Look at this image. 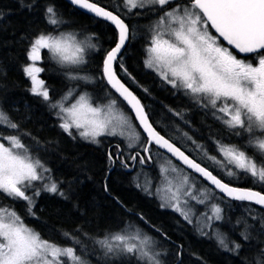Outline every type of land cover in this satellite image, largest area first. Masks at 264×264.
<instances>
[{
  "label": "snow or ice",
  "instance_id": "snow-or-ice-1",
  "mask_svg": "<svg viewBox=\"0 0 264 264\" xmlns=\"http://www.w3.org/2000/svg\"><path fill=\"white\" fill-rule=\"evenodd\" d=\"M17 3L21 10L42 14L45 27L22 36L28 41L22 72L30 81L27 90L54 111L59 129L73 140L93 145H100L103 137H120L127 140V148L141 147L143 155L136 151L135 155L124 157L120 144L116 145L115 154L107 153L108 161L115 163L120 159L121 166L126 169L130 167L128 159L134 163L138 160L141 165L151 161L152 146H156L198 173L213 186L200 189L199 196L194 194L195 177L172 165L171 160L167 161L168 166L160 167L163 183L157 185L155 192L151 190V178L143 184L135 178L137 188L157 195L161 208H171L190 224L194 213L189 200L206 204L216 198L218 190L229 200L248 202L246 214L236 222L242 225L239 237L243 243L230 240L227 234L214 227L215 221L224 219L223 209L217 203L211 204L210 215L202 214V224L201 219L196 223L200 234L214 238L218 248L225 252L238 256L246 244L248 252L241 264H264V192L224 182L161 135L141 100L122 82L117 72L118 66L123 75L138 84L123 60L122 50L130 39V28L122 13L137 16L152 13L154 20L148 26L144 44V67L155 73L163 84L183 92L232 136L246 140L241 145L216 140V150L223 159L207 158L226 176L238 178L243 174L251 178L253 185L264 188V0H118L115 10L106 9L94 0H70L79 9L110 22L116 30L114 47L106 51L97 66L98 77L81 74L89 50H95L97 45L90 37L80 39L77 33L62 30L68 22L63 13L58 12L55 0H17ZM3 18L4 13L0 11V21ZM44 51L69 82L77 85L80 82L91 84L97 79L104 82V97L70 87L59 99H54L45 81L39 78L45 69L37 62L43 59ZM143 91L147 93L148 89L143 88ZM119 100L126 102L134 113L146 139H142L133 118L119 106ZM174 115L183 118L182 112H174ZM0 125L12 129L20 127L2 106ZM247 149H252L253 155H249ZM62 184L63 181L51 177V170L30 153L20 136L0 135V197L25 202L27 214L36 216V198L42 193L71 199V184L67 190ZM104 191L109 192L106 182ZM116 200L122 204L118 198ZM139 218L145 220L142 213ZM155 230L161 232L159 228ZM62 235L80 245L81 253H88L87 245L79 237L69 232ZM83 235L92 240L91 254H98L97 264H164L156 241L131 224L106 233L102 238H91L88 233ZM182 247L178 246L175 253L178 264H182L179 261ZM0 264L91 262L77 254L75 247L43 238L25 224L14 207L0 206Z\"/></svg>",
  "mask_w": 264,
  "mask_h": 264
},
{
  "label": "trees",
  "instance_id": "trees-1",
  "mask_svg": "<svg viewBox=\"0 0 264 264\" xmlns=\"http://www.w3.org/2000/svg\"><path fill=\"white\" fill-rule=\"evenodd\" d=\"M94 2L115 10L118 0H94ZM55 3L58 12L63 13V18L68 22L62 30L73 31L85 38L90 37L92 43L97 45L95 50H89L86 56L87 64L83 66L81 74L98 77L97 66L102 62L106 51L115 44V28L107 21L81 11L65 0H55ZM0 11L4 13V18L0 21V106L20 126L19 129H12L0 125V133L20 136L30 153L34 157H39L51 170V177L63 181L64 190L68 189L69 184L72 188L69 200L56 199L54 195L46 197L42 193L36 198V216L21 213L17 201L3 197H0V206L14 207L20 212L28 227L35 229L45 239L62 246L75 247L78 254L84 255L91 264H97L98 259L94 256L98 254L90 253V249L93 248L92 240L84 237L83 233H88L91 238H102L104 234L119 231L129 224L156 241L157 251L163 253L161 259L164 264H178L175 253L181 245L183 247L179 261H182V264H241L242 258L248 252L247 245L245 244L238 256L225 252L218 248L214 238L200 234L196 218L201 212L210 215L211 204H219L223 209L224 219L215 221L214 227L227 234L230 240L240 241L239 231L242 230V225H237L236 222L246 214L249 203L229 200L216 190V198L208 200L205 208L199 206L193 214L191 224L171 208H161V200L157 195H149L135 186V178L138 177L142 184L151 178V190L155 191L154 185L161 178L159 171L161 155L168 156L156 146H152V160L144 165L138 160L134 163L128 159L126 162L130 167L126 169L121 166L120 159H117L108 172L112 162L108 161L107 153L112 151L115 154L117 144H120L124 157L129 154L135 155L136 151H141L143 155L142 148H127L125 139L120 137H103L100 138L102 141L100 145H93L80 139L73 140L64 134L57 126L59 121L54 111L42 102L41 98L33 96L27 90L30 81L22 72V66L26 62L24 49L28 43L27 39H22V36L45 27L42 14L21 10L17 0H0ZM150 14L145 12L137 16L122 13V18L130 28V39L122 52L123 60L138 84L123 75L117 66L122 81L139 97L149 114L150 121L161 134L223 181L264 192V188L253 185L251 178L244 175L241 179L226 177L207 158V156H216L218 159L217 151L213 146L216 140L224 144L237 145L244 144L246 140L232 136L183 92L163 84L155 73L144 67L146 33L144 35L141 33L139 25L141 21L148 20ZM42 57L40 67L45 70L40 73V77L45 81L54 99H59L70 87H76L78 92L87 91L94 96L104 97V82L99 79L91 84L80 82L77 85L69 82L61 74L55 61L48 58L46 51L42 52ZM140 86L147 88L148 92H144ZM118 103L133 118L134 125L142 133V139H146L126 104L122 100ZM174 112H182L183 118L174 115ZM175 127L180 128L181 131L175 130ZM23 133H31V135L27 136ZM197 145L202 147L198 148ZM247 151L249 155L253 154L252 149ZM172 160L198 180L197 190L202 189V186L212 188L200 176ZM105 182L109 192L104 191ZM116 198L122 204L117 203ZM251 207L258 210L260 208L257 205ZM141 213L145 220L139 218ZM156 228L161 229L168 238L165 239L161 232L155 230ZM63 232L74 234L84 241L88 253H81L80 245L64 238Z\"/></svg>",
  "mask_w": 264,
  "mask_h": 264
},
{
  "label": "rangeland",
  "instance_id": "rangeland-1",
  "mask_svg": "<svg viewBox=\"0 0 264 264\" xmlns=\"http://www.w3.org/2000/svg\"><path fill=\"white\" fill-rule=\"evenodd\" d=\"M149 19L148 20H144V21H141L140 22V25H139V29H140V31H141V33L144 35L145 33H147V29H148V26L153 22V20H154V16H153V14L151 13L149 16ZM78 38H80V39H85V37L84 36H81V35H78ZM87 59V58H86ZM40 62L41 61H39V62H37L38 63V66L40 67ZM39 78L41 79V77H40V74H39ZM87 92V91H86ZM88 93H90V92H88ZM97 96V95H96ZM98 97H101V96H98ZM188 97V96H187ZM189 98V97H188ZM123 109V108H122ZM124 110V109H123ZM129 116H130V114L126 111V110H124ZM4 126V125H3ZM175 130H179V131H181L180 130V128H178V127H175L174 128ZM0 135H4V136H8V134H1L0 133ZM125 143H127V140L125 139ZM4 143H7V141H3ZM214 148H215V151H217L216 150V144L214 143ZM199 154H204V153H202V152H198ZM217 153V155H218V159H223V157L222 156H220V154L218 153V152H216ZM161 157H162V162H161V166L162 165H164V166H168L167 165V161L168 160H171V162H172V165H174V166H176V167H178V168H181V167H179L176 163H174L173 162V160L171 159V158H169L168 156H166V155H161ZM203 157H205L204 155H203ZM210 161V163H212L213 164V162L211 161V160H209ZM160 166V167H161ZM181 169H183V168H181ZM184 170V169H183ZM219 171L223 174V175H225L224 174V172L223 171H221V169L219 168ZM184 172L185 173H187V174H189L188 172H186L185 170H184ZM143 176V175H142ZM191 176V175H190ZM226 176V175H225ZM140 177V176H139ZM191 177H193V176H191ZM226 177H228V176H226ZM241 177H244L243 176V174L242 175H239V177L237 178V177H231V178H235V179H241ZM196 179V178H195ZM163 183V180H162V178H160L159 179V182H156V184L154 185L155 187V190H156V187H157V185L158 184H162ZM198 184V180L196 179V185ZM202 189H204L205 188V186H202L201 187ZM199 191L200 190H197V187L194 189V194H196L197 196H199ZM260 191V190H259ZM155 192V191H154ZM18 203V208L19 209H21V213H24V214H26V215H28L27 214V212H26V205H25V202H23V201H17ZM189 206L190 207H192V209H193V213H195L197 210H198V208H199V206H201L202 208H205L206 207V204H198L195 200H189ZM17 211V210H16ZM18 213H19V215L21 216V214H20V212L19 211H17ZM210 212V211H209ZM205 212H201V214H199V216L196 218V220L197 219H201V223H203V220H202V214H204ZM210 214H211V212H210ZM23 216V215H22ZM154 240V239H153ZM157 244V243H156ZM90 253H92V249H90ZM77 254H78V252H77ZM94 257H96L97 259H98V255H95Z\"/></svg>",
  "mask_w": 264,
  "mask_h": 264
},
{
  "label": "water",
  "instance_id": "water-1",
  "mask_svg": "<svg viewBox=\"0 0 264 264\" xmlns=\"http://www.w3.org/2000/svg\"><path fill=\"white\" fill-rule=\"evenodd\" d=\"M66 2H68L70 5H72L71 3H70V0H65ZM99 5V4H98ZM73 7H75V8H77V9H79L77 6H74V5H72ZM100 6H102V5H100ZM103 7V6H102ZM107 9V8H106ZM79 10H81V11H84V12H86V13H88L86 10H83V9H79ZM88 14H91V13H88ZM91 15H93V14H91ZM94 16V15H93ZM98 18V17H97ZM100 19H102V18H100ZM103 20V19H102ZM108 22V21H107ZM108 23H110V22H108ZM111 24V23H110ZM113 26V25H112ZM114 27V26H113ZM115 45V44H114ZM114 47V46H113ZM111 49V48H110ZM109 49V50H110ZM124 50V49H123ZM123 50H122V52H123ZM123 82V81H122ZM127 86V85H126ZM130 88V87H129ZM131 90V89H130ZM132 91V90H131ZM135 94V93H134ZM136 95V94H135ZM137 96V95H136ZM138 97V96H137ZM139 98V97H138ZM125 104H126V102H124ZM142 103V102H141ZM126 106H127V104H126ZM128 107V106H127ZM129 108V107H128ZM129 110H130V112L132 113V111H131V109L129 108ZM132 115H133V117H134V113H132ZM137 123V125H138V122H136ZM142 132H143V130L142 129H140ZM157 130V129H156ZM158 131V130H157ZM159 132V131H158ZM161 134V133H160ZM161 135H163V134H161ZM164 136V135H163ZM167 138V137H166ZM168 139V138H167ZM171 141V140H170ZM172 142V141H171ZM175 144V143H174ZM177 146V145H176ZM177 147H179V146H177ZM160 150H162L164 153H166L168 156H170L172 159H174L175 161H177L179 164H181L182 166H184L185 168H186V166L185 165H183L179 160H177L175 157H172L171 156V154L170 153H167L166 152V150H164V149H160ZM182 150V149H181ZM182 151H184V150H182ZM185 152V151H184ZM185 154L186 155H188L186 152H185ZM190 156V155H189ZM190 158H192L191 156H190ZM195 160V159H194ZM197 162V161H196ZM199 163V162H198ZM202 165V164H201ZM203 166V165H202ZM112 167H113V164H112V166L109 168V170H108V172L112 169ZM188 169V168H187ZM188 170H190V171H192L191 169H188ZM193 172V171H192ZM193 173H195V172H193ZM195 174H197L198 176H199V174L198 173H195ZM214 174V173H213ZM215 175V174H214ZM217 176V175H216ZM202 179H203V177H201ZM219 178V177H218ZM206 181V180H205ZM207 182V181H206ZM225 182V181H224ZM208 183V182H207ZM227 183V182H226ZM209 184V183H208ZM210 185V184H209ZM232 185V184H231ZM210 186H212V185H210ZM232 186H235V185H232ZM213 187V186H212ZM237 187H241V186H237ZM242 188H247V187H242ZM253 190H256V191H259V190H257V189H254V188H252ZM218 191V190H217ZM219 192V191H218ZM220 194H222V193H220ZM223 195V194H222ZM258 206V205H257ZM260 207V206H259Z\"/></svg>",
  "mask_w": 264,
  "mask_h": 264
},
{
  "label": "flooded vegetation",
  "instance_id": "flooded-vegetation-1",
  "mask_svg": "<svg viewBox=\"0 0 264 264\" xmlns=\"http://www.w3.org/2000/svg\"><path fill=\"white\" fill-rule=\"evenodd\" d=\"M250 155H253V154H250ZM44 195H45L46 197H50V196H52V195H50V194H48V193H44ZM54 197H55L56 199H60L59 196H55V195H54Z\"/></svg>",
  "mask_w": 264,
  "mask_h": 264
},
{
  "label": "bare ground",
  "instance_id": "bare-ground-1",
  "mask_svg": "<svg viewBox=\"0 0 264 264\" xmlns=\"http://www.w3.org/2000/svg\"><path fill=\"white\" fill-rule=\"evenodd\" d=\"M114 165V163H112Z\"/></svg>",
  "mask_w": 264,
  "mask_h": 264
}]
</instances>
